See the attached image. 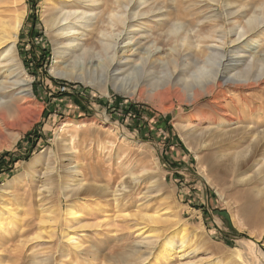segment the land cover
Segmentation results:
<instances>
[{"label":"rangeland","instance_id":"374dc122","mask_svg":"<svg viewBox=\"0 0 264 264\" xmlns=\"http://www.w3.org/2000/svg\"><path fill=\"white\" fill-rule=\"evenodd\" d=\"M94 1L86 4L100 14L89 40L97 51L101 30L123 28L111 12L126 17L127 30L149 26L152 37L103 82L87 63L69 67L56 56L42 16L50 1L25 0L18 55L32 94L16 97L20 118L0 106V264H263L252 248L264 252V142L239 173L251 131L199 143L175 120L206 127L215 118L210 96L181 105L188 75L216 30L234 37L264 0ZM227 101L241 126L264 130V81ZM182 240L187 250L172 251Z\"/></svg>","mask_w":264,"mask_h":264},{"label":"bare ground","instance_id":"6f19581e","mask_svg":"<svg viewBox=\"0 0 264 264\" xmlns=\"http://www.w3.org/2000/svg\"><path fill=\"white\" fill-rule=\"evenodd\" d=\"M48 1H50V7L44 9L42 16H48L46 22L54 32L53 40L56 56L61 58L63 60L61 62L69 67H75L81 61L83 64L81 67L83 68L87 63V68L92 67L93 69L90 76H100L103 82L108 79L110 67L131 59L130 55L138 54L140 52L139 47H142L152 37L153 32L149 26L145 27L143 24L139 31L129 30L131 26L126 22V17L124 18L118 12H111L112 24L115 26V24L122 22L123 28L120 32L113 29L110 33L101 30V36L96 37L101 45V49L97 51L96 47L89 41L95 24H98L100 15L99 11L96 12L95 5H89V3L87 5L88 0ZM99 1L101 0H95L94 3L99 4ZM211 1L214 3L221 2V0ZM24 3L25 0H0V106L8 107L12 115L17 118L23 116L24 110L22 106L17 104L16 97L28 98L27 96L32 94V80L25 76L18 55V39L26 17ZM111 10H114V8ZM7 11L13 12V15L9 18L5 16ZM241 11L236 9L232 14H239ZM261 12L245 14V16L252 17L244 25L236 24L233 26L231 32L235 34L234 37L225 30H216L215 39L205 46L208 53L202 60V65L190 74L188 73L189 80L184 88L185 98H183L181 105H195L204 96H210L208 102L215 112V118L208 121L206 127H202L200 121L185 118L183 114L175 120L176 127L186 138H191L199 143L208 140L210 137L218 138L238 131H251V141L248 147L250 157L249 159L244 157L238 163L239 173L246 171L248 168L245 169V167L247 166L249 168L253 167L250 162H253L252 160L255 158L256 148L258 147L257 142L258 144L264 142V130H251V126H241L235 112L230 109L229 101L226 104L223 102V96H229L231 91L237 88L254 87L255 84L264 81V54H258L259 49L264 48V35H261L259 26H264V22L261 21L264 10ZM259 21L261 22L259 23ZM125 26L127 27L125 28ZM128 26L130 28L127 30ZM180 27L181 25L177 23L172 25L170 30L175 31ZM141 32L144 34L136 37ZM131 33L135 34L130 36ZM139 59H144V57L140 56ZM253 69H256L259 73L252 75ZM14 73L16 74L14 75ZM115 85H118V82H115ZM260 172L262 173V169H260ZM260 180H264V172ZM84 185L82 184L79 189L84 188ZM90 189L88 187L86 191H90ZM258 194L264 195V186L258 191ZM184 229L179 232V236H184V232H186ZM178 249L179 252L187 250L184 240L177 247H171L172 251ZM252 250L264 264V252L255 243Z\"/></svg>","mask_w":264,"mask_h":264},{"label":"built area","instance_id":"2783aa9c","mask_svg":"<svg viewBox=\"0 0 264 264\" xmlns=\"http://www.w3.org/2000/svg\"><path fill=\"white\" fill-rule=\"evenodd\" d=\"M67 86L63 85V86H59L58 90L61 92V93H65L67 92Z\"/></svg>","mask_w":264,"mask_h":264},{"label":"trees","instance_id":"16d2710c","mask_svg":"<svg viewBox=\"0 0 264 264\" xmlns=\"http://www.w3.org/2000/svg\"><path fill=\"white\" fill-rule=\"evenodd\" d=\"M60 94H61V93H60ZM63 94H64V93H63ZM63 94H61V95H63ZM73 100H75L78 104L80 103L79 99L76 98V97H73Z\"/></svg>","mask_w":264,"mask_h":264}]
</instances>
